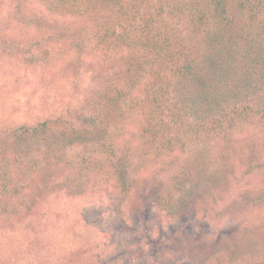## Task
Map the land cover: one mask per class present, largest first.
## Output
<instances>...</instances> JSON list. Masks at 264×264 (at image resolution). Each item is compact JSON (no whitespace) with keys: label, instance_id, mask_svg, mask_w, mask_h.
Returning a JSON list of instances; mask_svg holds the SVG:
<instances>
[{"label":"trees","instance_id":"obj_1","mask_svg":"<svg viewBox=\"0 0 264 264\" xmlns=\"http://www.w3.org/2000/svg\"><path fill=\"white\" fill-rule=\"evenodd\" d=\"M7 6L1 53L89 83L57 114L0 126V229L31 226L53 193L103 195L122 224L150 202L178 222L128 243L135 264H264V0ZM220 218L239 220L207 232ZM66 260L104 264L80 248Z\"/></svg>","mask_w":264,"mask_h":264},{"label":"rangeland","instance_id":"obj_2","mask_svg":"<svg viewBox=\"0 0 264 264\" xmlns=\"http://www.w3.org/2000/svg\"><path fill=\"white\" fill-rule=\"evenodd\" d=\"M10 11L8 6L1 9L0 28L9 22ZM10 36L16 42L24 41L26 35ZM73 56L68 57L71 63ZM88 83L87 74L80 72L76 77L75 71L60 74L59 78H40L38 71L0 52V126L33 123L57 114L66 104H75ZM78 151L76 147L68 148L64 155L73 158ZM233 193L231 190L226 197ZM155 210L150 202L141 213L127 212L126 223L122 224L113 201L106 196L53 193L31 226L15 223L0 229V264H67V257L78 248L92 255L99 252L104 264H135L125 251L128 243L139 247L150 236H166L178 224L159 219ZM247 213L257 214L252 207ZM238 220H213L206 231L215 234Z\"/></svg>","mask_w":264,"mask_h":264}]
</instances>
